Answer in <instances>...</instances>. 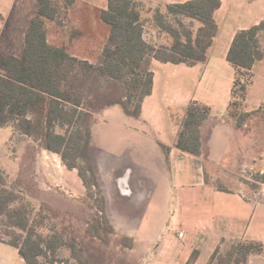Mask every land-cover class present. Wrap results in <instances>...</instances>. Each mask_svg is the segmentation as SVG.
I'll list each match as a JSON object with an SVG mask.
<instances>
[{"label":"trees","instance_id":"16d2710c","mask_svg":"<svg viewBox=\"0 0 264 264\" xmlns=\"http://www.w3.org/2000/svg\"><path fill=\"white\" fill-rule=\"evenodd\" d=\"M106 1L108 7L99 17L110 31L96 65L48 39L47 22L58 19L63 4L72 7L76 0H37V15L26 32L22 56L0 49V129L12 126L39 149L58 154L69 171L78 172L88 198H94V190L101 195L84 210L83 236L44 235L25 205L13 206L19 196L7 187L6 174L0 171V218L7 221L5 233L11 238L0 237V242L17 248L26 264H109L106 249L115 237L118 247L136 248L135 239L119 234L109 219L91 154L92 128L98 115L116 106L126 116L140 119L144 101L154 90L153 60L190 67L205 63L220 31L215 15L221 0L165 3L149 10L153 27L165 36L161 42L146 38L148 21L137 0ZM263 39L264 21L238 31L227 54L237 71L228 110L237 130L248 127L260 112L248 113L244 107L254 66L264 60ZM216 124L209 106L192 102L185 109L176 147L205 156L204 140ZM256 178L264 182V175ZM199 256L194 251L187 264H195ZM263 256L261 242L222 239L207 264H249L253 257Z\"/></svg>","mask_w":264,"mask_h":264},{"label":"crops","instance_id":"0c3cea01","mask_svg":"<svg viewBox=\"0 0 264 264\" xmlns=\"http://www.w3.org/2000/svg\"><path fill=\"white\" fill-rule=\"evenodd\" d=\"M186 1L188 0L172 3ZM221 1L222 7L215 15L220 31L210 49L208 60L193 67L153 60L154 90L144 101L141 118H120L127 122L126 125L131 122L130 126H136L133 127V132L138 136L151 141L161 158V164L158 163L160 174H166L170 192L176 193L171 198L173 207L159 235L138 244L136 228L124 223V216L119 213L120 210H114L110 196L112 197L114 188L124 198L134 196V205L142 204L148 197L135 195L130 184L125 186L133 177L123 178L120 175L116 162H112L113 156L103 153L108 160L99 155L92 157L94 165L96 163L101 189L106 196L109 219L119 234L133 237L137 246H144L146 253L142 264H187L194 251L200 252L195 264H207L222 239L251 240L264 244V182L241 174L248 169L264 175V146L257 145L247 126L243 130H237L235 123L228 118L237 71L227 61L236 33L264 21V11L262 16H257L246 8L251 9L253 5L264 1ZM79 3L81 1L76 0L74 6ZM167 3L172 4L169 0ZM89 6L99 9V14L101 10L107 9L108 3L105 1L98 7ZM261 6L264 8V3ZM37 11V0H0L1 50L16 57L22 56L26 32ZM109 31L110 28L107 37ZM258 83L263 88V97L257 103H252L249 96ZM248 93L245 112L264 108V60L254 66ZM192 102L209 106L217 123L204 140L203 157L176 147L183 129L185 109ZM113 108L98 115L96 124L100 118L111 119L109 116H112L110 112ZM149 132H153L156 139ZM142 165H138L133 172L137 173L135 183H150L158 189L160 175H153L145 163ZM105 173L112 174L113 187L106 184ZM152 194L151 192L150 195ZM180 232L184 234L183 238L179 237ZM257 262L264 263V256L253 257L249 264ZM0 264L26 262L17 248L0 242Z\"/></svg>","mask_w":264,"mask_h":264},{"label":"rangeland","instance_id":"374dc122","mask_svg":"<svg viewBox=\"0 0 264 264\" xmlns=\"http://www.w3.org/2000/svg\"><path fill=\"white\" fill-rule=\"evenodd\" d=\"M80 1L81 3L72 7L63 4L64 8L58 19L47 22L48 39L51 43L66 47L69 53L78 59L96 65L99 63L107 41L109 26L100 20L97 14L99 9H93L89 5L98 7L106 0ZM169 1L172 3L180 0ZM137 2L141 4L143 15L148 21L146 38L149 41H164L165 36L159 35V31L153 27L151 21L153 13H149V10L162 4L165 5L167 0H137ZM245 3L248 2L245 0ZM259 3L261 4L253 5L251 9L246 8V10H249L252 15L262 16L264 8L261 5L264 2ZM247 80L248 78L244 80V83ZM261 89H263L261 84H255L250 96L248 93L249 101L257 103L263 97ZM110 113L111 119L100 118V122L98 121L92 128L91 154L93 153L92 157L99 155L107 160L108 158L103 153L113 156L112 162H116L117 171H121L120 175L123 178L133 177V180L125 186L130 184L135 195L142 194V198L148 197L147 201L142 204L134 205L132 203L134 196L124 198L123 194L121 196L114 188L113 195L110 196L114 210H120L119 213L126 220L125 224L136 228L138 235L136 241L138 244L139 242L143 244L159 235L166 225L173 207L171 198L176 193L170 192L166 174H160L161 169L158 163L161 164V158L151 141L133 132V127L136 126H130L131 122L126 125L127 122H123L125 120H120L126 117L121 107H114ZM247 129H250L254 135L253 138L257 145L263 147L264 108H261L259 114L251 120ZM149 134L156 139L153 132ZM144 163L153 175H160L158 189L150 183L142 181L135 183L134 177L137 173L133 172L137 170L138 165H144ZM0 171L6 174L7 187L19 196L13 206L25 205L28 208L31 221L34 222L38 232L44 235L60 232L68 237L85 234L87 226L84 222L86 217L84 210L88 204L100 199L101 195L94 190V198H88L87 190L78 172L76 170L69 172L58 154L39 149L33 140L21 136L12 126L6 127L0 129ZM241 174L246 178L256 179L255 181H258L256 177L263 176L260 172L248 169ZM112 178L111 173H105L106 184L111 187L114 185ZM57 183H60V188ZM151 192L152 195H150ZM102 195L106 199L103 189ZM0 229L2 230L0 237L10 241L11 238L5 233L8 228L4 218H0ZM112 239V245L106 249L109 264L143 263L146 253L144 246L136 245V248L130 251L118 247L119 238ZM97 246L104 247L101 244Z\"/></svg>","mask_w":264,"mask_h":264},{"label":"built area","instance_id":"2783aa9c","mask_svg":"<svg viewBox=\"0 0 264 264\" xmlns=\"http://www.w3.org/2000/svg\"><path fill=\"white\" fill-rule=\"evenodd\" d=\"M57 186H58V188H60V183H57ZM179 237H180V238H183V237H184V234H183L182 232H180V233H179Z\"/></svg>","mask_w":264,"mask_h":264}]
</instances>
